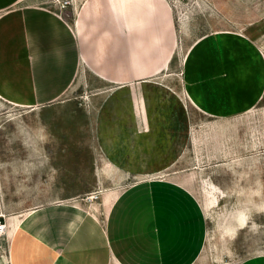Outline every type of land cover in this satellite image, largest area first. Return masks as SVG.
<instances>
[{"label": "crops", "instance_id": "1", "mask_svg": "<svg viewBox=\"0 0 264 264\" xmlns=\"http://www.w3.org/2000/svg\"><path fill=\"white\" fill-rule=\"evenodd\" d=\"M179 43L166 0H0V106L65 107L92 90L73 142L91 144L99 192L5 215L0 264H206L199 174L178 168L198 142L189 110L224 120L254 108L264 50L229 32ZM172 58L179 88L161 83L177 77Z\"/></svg>", "mask_w": 264, "mask_h": 264}, {"label": "rangeland", "instance_id": "2", "mask_svg": "<svg viewBox=\"0 0 264 264\" xmlns=\"http://www.w3.org/2000/svg\"><path fill=\"white\" fill-rule=\"evenodd\" d=\"M166 1L181 52L198 37L216 32L242 34L264 50V0ZM181 62L172 58L167 74L177 77L161 83L181 87ZM91 91L82 85L70 105L53 109L0 106V215L51 202L99 198L91 189L97 171V161L89 157L93 148L73 142L77 125L88 123L84 108ZM189 114L198 123V142L185 152L178 168L199 174L197 190L209 229L206 264H237L264 255V99L224 120L193 109ZM62 151L80 152L81 157H55ZM136 178L129 176L127 183ZM74 186L87 189H71ZM5 230L0 231L1 240Z\"/></svg>", "mask_w": 264, "mask_h": 264}, {"label": "built area", "instance_id": "3", "mask_svg": "<svg viewBox=\"0 0 264 264\" xmlns=\"http://www.w3.org/2000/svg\"><path fill=\"white\" fill-rule=\"evenodd\" d=\"M67 4V2L63 3L62 6H65ZM90 200H92L90 198ZM5 227V221H4V217L0 215V231L3 230Z\"/></svg>", "mask_w": 264, "mask_h": 264}]
</instances>
